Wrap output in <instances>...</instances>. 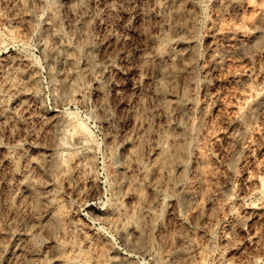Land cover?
Here are the masks:
<instances>
[{
    "label": "rangeland",
    "instance_id": "374dc122",
    "mask_svg": "<svg viewBox=\"0 0 264 264\" xmlns=\"http://www.w3.org/2000/svg\"><path fill=\"white\" fill-rule=\"evenodd\" d=\"M169 131L188 152L160 170ZM23 246L264 264V0H0V264Z\"/></svg>",
    "mask_w": 264,
    "mask_h": 264
},
{
    "label": "bare ground",
    "instance_id": "6f19581e",
    "mask_svg": "<svg viewBox=\"0 0 264 264\" xmlns=\"http://www.w3.org/2000/svg\"><path fill=\"white\" fill-rule=\"evenodd\" d=\"M56 24V23H55ZM55 50L53 49L52 50V52L53 53H55L54 52ZM51 52V53H52ZM64 53V52H63ZM156 53H157V51H156ZM178 53V52H177ZM182 53V52H181ZM66 55H67V52L65 53ZM179 54V53H178ZM58 55H60V54H58ZM64 55V54H63ZM154 56V55H153ZM157 56V55H156ZM155 56V57H156ZM177 56V55H176ZM54 57V56H53ZM63 58H65V57H63ZM159 58V57H158ZM153 60H155V58L154 59H152V62H153ZM156 60H157V58H156ZM155 62V61H154ZM158 62V61H157ZM156 62V63H157ZM153 64V63H152ZM161 64V63H160ZM157 65V64H156ZM159 66V65H158ZM186 66V65H185ZM188 66V65H187ZM158 69H160V68H158ZM156 72V71H155ZM162 72V71H161ZM159 74V73H158ZM161 75V74H160ZM180 103V102H179ZM176 104V103H175ZM179 105V104H178ZM181 105V104H180ZM183 106V105H182ZM181 106V107H182ZM180 107V106H179ZM177 108V107H176ZM185 108V107H184ZM179 109V108H178ZM177 110V109H176ZM181 110V109H180ZM179 113V112H178ZM181 114V115H180ZM179 115H180V117L181 116H183L182 115V111H181V113H179ZM184 116H185V114H184ZM184 127V126H183ZM182 127V128H183ZM191 130H192V128H190ZM182 130V129H181ZM185 130V129H184ZM168 131V130H167ZM186 131H188V128L186 129ZM172 134V132H170L169 131V134L166 136V138L167 139H169L170 141H169V143H171V148H172V155H169V153L168 152H166V151H162V153L161 154H159V155H161L160 156V159L158 158V161H159V164H158V167H157V165L155 166V167H157L158 169H160V168H164V167H169V165H171V164H174V163H172V162H178V163H176V165L177 164H180L179 162H183L184 161V159H185V153H187L186 152V143H185V141H183V140H180V138L178 139V138H176V137H174L173 136V134ZM183 134V133H182ZM189 134V133H188ZM184 135V134H183ZM182 135V136H183ZM114 136V135H113ZM185 137H187L186 135H185ZM114 138V137H113ZM184 138V137H183ZM182 138V139H183ZM185 139V138H184ZM164 140H166V139H164ZM168 141V140H167ZM187 141V140H186ZM168 143V142H167ZM157 146V145H156ZM154 148H156V147H154ZM156 149H158V148H156ZM164 149V148H163ZM169 149V148H168ZM164 150H166V149H164ZM154 151V150H153ZM157 151V150H156ZM161 151V150H160ZM170 151V150H169ZM188 156H189V154H188ZM188 159V158H187ZM186 160V159H185ZM59 162V161H58ZM157 162V161H156ZM54 164H56V162L54 163ZM58 164H60V163H58ZM156 164V163H155ZM185 164V163H184ZM54 166V165H53ZM56 166H58L57 164H56ZM56 166H55V168H56ZM62 166V165H61ZM60 166V167H61ZM182 166H184V165H182ZM59 167V166H58ZM173 167V166H172ZM171 167V168H172ZM176 167H178V166H176ZM174 168V167H173ZM184 168V167H183ZM169 169V168H168ZM167 169V170H168ZM175 169V168H174ZM161 170V169H160ZM159 171V170H158ZM164 171H166L165 169H164ZM172 171H173V169H172ZM171 171V172H172ZM183 171V170H182ZM153 172V174H154V171H152ZM161 172V171H160ZM171 172H170V174H171ZM167 173H168V171H167ZM179 173V172H178ZM177 173V174H178ZM181 173H183V172H180V174ZM157 174H159V173H157ZM163 174V173H162ZM169 174V173H168ZM167 174V175H168ZM179 174V175H180ZM161 175V174H160ZM159 175V176H160ZM171 175H173V174H171ZM178 175V176H179ZM182 175V174H181ZM158 176V177H159ZM169 176V175H168ZM157 177V179H159V178H161L162 177V175H161V177H159L158 178ZM172 177V176H171ZM170 177V178H171ZM168 178V177H167ZM182 178V177H181ZM162 179V178H161ZM166 179V178H165ZM164 179V180H165ZM174 179H176V178H171L170 180H171V182H175L176 180H174ZM154 180V179H153ZM178 180V179H177ZM180 180V179H179ZM167 180H165V182H166ZM160 182V181H159ZM158 182V183H159ZM163 182V181H162ZM164 182V183H165ZM28 182H26L25 184H27ZM161 183V182H160ZM164 183H162V184H164ZM167 183H170V182H167ZM177 183H178V181H177ZM166 184V183H165ZM28 185V184H27ZM32 185V184H31ZM172 184L170 183V185L169 186H171ZM30 186V185H29ZM154 186H156L155 185V182H154ZM179 186V185H178ZM26 187V186H25ZM32 187V186H31ZM157 187H158V184H157ZM160 187H161V185H160ZM160 187H159V189H160ZM166 187H168V186H166ZM172 187V186H171ZM164 188V187H163ZM177 188V187H176ZM29 189H31V188H29ZM141 189V188H140ZM155 189V188H154ZM143 190V189H142ZM173 191V190H172ZM140 192H142L141 190H140ZM184 192V191H183ZM186 192H188V191H186ZM173 193V192H172ZM193 193V192H192ZM10 194V193H9ZM183 194V193H182ZM185 194V193H184ZM190 194V193H189ZM5 195V194H4ZM181 195V194H180ZM187 195H188V193H187ZM190 195H192V194H190ZM10 196V195H9ZM142 196H144V195H142ZM184 196V195H183ZM186 196V195H185ZM190 197H192L193 198V196H190ZM9 198H12V197H9ZM13 198H14V196H13ZM189 198V197H188ZM143 199V198H142ZM153 199V198H152ZM189 199H191V198H189ZM8 200V202H9V199H7ZM154 200V199H153ZM5 201H6V199H5ZM12 201V200H11ZM152 201V200H151ZM150 200H149V203H145V204H150V202H151ZM191 201V200H190ZM7 202V201H6ZM141 202V201H140ZM140 202L138 203V204H140ZM145 202V201H144ZM5 203V202H4ZM142 203L143 202H141V205H142ZM186 203H188V202H186ZM191 203V202H190ZM5 204H7V203H5ZM9 204V203H8ZM11 204V203H10ZM145 204H143L144 206H145ZM141 205H138V207H139V211H138V215H133L134 217H133V221L134 222H137V223H139L140 225H142V229H143V231H146L147 232V234L149 235V236H151V234H153L155 231H157L158 232V234H161L162 233V227L160 226V225H157L158 223H156V220L154 219L155 217L150 213V211L149 210H147L146 208H143ZM141 206V207H140ZM149 206V205H148ZM135 207H137V205L135 206ZM146 207V206H145ZM151 208V207H150ZM136 209H138V208H136ZM153 213V212H152ZM156 215V214H155ZM157 218H158V216H157ZM159 220H160V218H159ZM54 221V220H53ZM177 221V220H176ZM54 224V223H53ZM55 224H56V222H55ZM139 224H137V227L139 226ZM159 224H160V222H159ZM136 227V228H137ZM138 229V228H137ZM167 230V229H166ZM140 232V231H139ZM166 232V231H165ZM143 233V232H142ZM164 233V232H163ZM138 234V233H137ZM143 235V234H142ZM140 236V235H139ZM148 236V237H149ZM153 237H154V235H152ZM175 236H177V235H175ZM182 236V235H181ZM180 236V237H181ZM165 237V236H164ZM154 238H156V237H154ZM153 239V238H152ZM152 239H150V240H152ZM163 240V239H162ZM136 241H138V240H136ZM155 241V240H154ZM153 242V241H152ZM163 242V241H162ZM165 242H167V241H165ZM180 242V241H179ZM177 244V243H176ZM174 246V245H173ZM177 246H178V244H177ZM24 247V246H23ZM22 247V248H23ZM26 247V246H25ZM25 247H24V250H25ZM29 247H31V246H29ZM27 248V247H26ZM167 248H169V247H167ZM176 248V247H175ZM180 248V247H179ZM27 249H30V248H27ZM34 249V248H33ZM32 248L29 250V255H28V257L26 256V257H23L22 259H19L20 260V264H30L31 263V257H32V255H33V253H34V250H33ZM181 249V248H180ZM21 250V249H20ZM23 250V249H22ZM164 250H165V248H164ZM188 250H191V249H185L184 247L181 249V250H174V248H169V249H167L166 251H165V253H164V251H163V253H162V255H164L165 256V258L167 259V262L166 263H164V264H188L187 262L185 263V261H187L186 260V258L188 257V254H189V252H188ZM35 251H37V250H35ZM24 254H25V252H24ZM23 254V255H24ZM156 255H158L157 253H156ZM156 255H155V257H156ZM161 255H159V257H160ZM154 256L153 257H151L152 259L153 258H155ZM162 258V257H161ZM160 258V259H161ZM190 258V257H189ZM17 260V259H16ZM154 260V259H153ZM33 261V260H32ZM157 261H159L158 259H157ZM156 261V263H155V261H154V263L155 264H163V262H157ZM189 262V261H188ZM16 263V262H15ZM217 264H219V263H217Z\"/></svg>",
    "mask_w": 264,
    "mask_h": 264
}]
</instances>
